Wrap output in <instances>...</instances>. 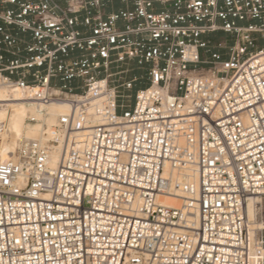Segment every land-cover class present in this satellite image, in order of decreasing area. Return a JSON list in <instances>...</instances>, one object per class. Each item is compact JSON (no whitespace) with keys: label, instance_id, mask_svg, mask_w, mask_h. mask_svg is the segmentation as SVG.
<instances>
[{"label":"built area","instance_id":"2783aa9c","mask_svg":"<svg viewBox=\"0 0 264 264\" xmlns=\"http://www.w3.org/2000/svg\"><path fill=\"white\" fill-rule=\"evenodd\" d=\"M256 39L264 0H0V89L68 108L0 160V264H264ZM129 62L148 85L123 107L110 77Z\"/></svg>","mask_w":264,"mask_h":264},{"label":"bare ground","instance_id":"6f19581e","mask_svg":"<svg viewBox=\"0 0 264 264\" xmlns=\"http://www.w3.org/2000/svg\"><path fill=\"white\" fill-rule=\"evenodd\" d=\"M68 110L65 104L49 103L46 105H37L33 102L26 101L20 92H8L0 89V122L5 123L7 127L6 133L2 136V144L0 145V160L6 161L10 157L14 145L21 138L33 139L40 135L42 126L50 127L58 114H64ZM33 120V123H28L27 119ZM48 138L52 139L48 133ZM56 141L54 151L50 155L48 165L51 169H55L60 157L61 141L60 138H55ZM57 145V146H56ZM188 177H183V175ZM195 175L193 173L179 172L174 173L173 179L176 183H194ZM175 196L181 194L175 187ZM261 198H252L246 209L247 224L250 243H252L257 231L255 224V207L260 204ZM160 203L169 207H178L179 201L173 197H162ZM251 245V244H250ZM255 255L251 249L250 262H254Z\"/></svg>","mask_w":264,"mask_h":264},{"label":"rangeland","instance_id":"374dc122","mask_svg":"<svg viewBox=\"0 0 264 264\" xmlns=\"http://www.w3.org/2000/svg\"><path fill=\"white\" fill-rule=\"evenodd\" d=\"M214 40H210L212 43H221L225 46H230L234 38L230 35L215 34L212 36ZM254 45L257 48L264 47V41L256 39ZM223 55H226V50L221 51ZM114 76L110 77V85L116 88L118 93V100L123 107L131 106L135 89H140L143 85L147 84L145 78L142 76V71L137 69L132 62L122 64L112 68ZM136 79L132 83L131 88H127L126 84ZM255 224L256 229H264V198H262L260 204L255 207Z\"/></svg>","mask_w":264,"mask_h":264},{"label":"trees","instance_id":"16d2710c","mask_svg":"<svg viewBox=\"0 0 264 264\" xmlns=\"http://www.w3.org/2000/svg\"><path fill=\"white\" fill-rule=\"evenodd\" d=\"M211 40H214V38L212 37ZM147 85H148V84H145V85H143L141 88H145V87H147ZM141 88H140V89H141ZM136 90H138V89H135V92H136Z\"/></svg>","mask_w":264,"mask_h":264}]
</instances>
